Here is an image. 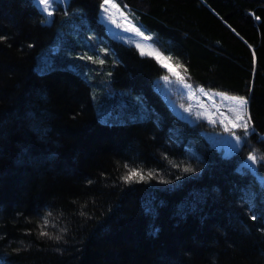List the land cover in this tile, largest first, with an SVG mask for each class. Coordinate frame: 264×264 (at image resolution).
Instances as JSON below:
<instances>
[{
  "label": "trees",
  "instance_id": "trees-1",
  "mask_svg": "<svg viewBox=\"0 0 264 264\" xmlns=\"http://www.w3.org/2000/svg\"><path fill=\"white\" fill-rule=\"evenodd\" d=\"M118 1L194 83L249 98V135L230 155L202 138L84 7L43 23L0 0V264H264V186L239 166L264 156V0Z\"/></svg>",
  "mask_w": 264,
  "mask_h": 264
},
{
  "label": "rangeland",
  "instance_id": "rangeland-1",
  "mask_svg": "<svg viewBox=\"0 0 264 264\" xmlns=\"http://www.w3.org/2000/svg\"><path fill=\"white\" fill-rule=\"evenodd\" d=\"M101 2L102 0H60V2L55 5V7H57L59 4L64 5L66 8L81 6L85 8L86 12H89L90 14L94 13L96 16H98V18H100L101 10L99 5ZM115 2L118 3L121 9L124 8L118 0H115ZM39 7L41 8L42 6L39 5ZM126 12L129 13L127 9ZM113 13H115V9H113ZM52 17L50 18V22L52 21ZM45 19H47V17H45ZM114 19H116V23H112L106 17L104 20H100L105 23L107 30L116 38L133 45L136 49V45L140 44L145 49V51H149V45H151L162 54L161 59L163 63L168 65V69L162 67L161 64L155 59V61L164 70L163 75L156 80V88L160 91L171 110L180 119H185L189 121V123L193 124L190 125L191 127H195L198 130L201 129L204 133L202 138L205 137V140L210 142V144L223 149V152L226 155L238 152L239 147L242 145H240L238 148L235 147V137L232 136L230 131L225 129V125H227L228 128H231L232 114L230 113L229 109L233 107V102L226 99L225 97L237 95L227 94L221 91L208 90L194 83L182 72V68L179 64L172 61L171 58L166 59V57L169 56L163 52L160 45H158L154 40L153 35L148 33L141 25H139L131 17V15H128V20H130L131 23L136 27L140 28V30L144 32L145 36L150 37V39L145 40L143 37L137 36L134 32L125 31V28L128 27V24L123 21L120 16L114 15ZM117 25L121 26L118 27ZM137 50L139 51V49ZM46 56L47 55L39 56V60L44 62L47 59ZM165 77H167V79H165ZM188 85L191 87H188ZM200 89H203V91H200ZM99 115L102 119H107V116H109L111 119H118L117 117H113L110 114L107 115L106 112L100 113ZM233 131L237 136L242 137L244 134L242 129H233ZM174 135L177 137V134ZM260 137L264 141V135L260 134ZM190 146V144H187L186 148ZM187 151L189 152L190 150L188 149ZM252 153L255 152H247L244 160L241 161L239 166L240 168L245 165L248 166L251 171L257 174L260 182L264 186V172L259 171V163L253 165L247 159ZM255 154L259 159L258 153Z\"/></svg>",
  "mask_w": 264,
  "mask_h": 264
},
{
  "label": "snow or ice",
  "instance_id": "snow-or-ice-1",
  "mask_svg": "<svg viewBox=\"0 0 264 264\" xmlns=\"http://www.w3.org/2000/svg\"><path fill=\"white\" fill-rule=\"evenodd\" d=\"M37 4L42 6L41 12L45 14L47 19L42 21L43 23H49L50 18L54 15L55 12V5H57L60 0H36ZM122 2V0H121ZM100 7V19L104 20L105 17L110 20L112 23H116V19H114V15L120 16L123 21H125L128 24V27L125 28V31H131L134 32L137 36L143 37L145 40L150 39V37L145 36L144 32L140 30V28L136 27L134 24L131 23L130 20H128V15L130 13L126 12L127 5L124 6L123 9H121L118 5V3L115 2V0H102ZM113 9H115V13H113ZM256 19H260L257 17ZM118 27L121 25H117ZM6 36H0V41L6 40ZM137 49L140 51L141 56H149L157 60L158 63L161 64L162 67L168 69V65L163 63L161 56L162 54L153 48L151 45H149V51H145V49L140 45H136ZM82 59L86 58L88 60H93V57L87 56V57H81ZM166 59H170V57H166ZM99 63L103 64L104 60H99ZM170 71V69H169ZM167 79V77H165ZM188 87H191L188 85ZM200 91H203V89H200ZM226 99L233 102V107L229 109L230 113L232 114V121H231V128H228L227 125H225V129L227 131H230L232 133V136L235 137L234 146L239 147L241 144L244 143V140L241 136H237L236 133L233 131V129H242L244 136L247 137L249 135V129L252 123L251 115L249 112V98L246 96H226ZM215 122V121H213ZM254 131V129H252ZM248 161H250L253 165L259 163L260 161H264V156H260L259 159L255 153H252L248 156ZM184 172H193L194 169L191 167H185L183 169ZM153 172L149 171L147 175H143L141 172L136 171L135 169H132L129 171L128 174L122 177V179L126 183H132L135 182H143L147 179H150L153 177ZM91 183V181H89ZM252 219L255 220L256 216L253 215ZM42 235H48V233L43 232ZM56 239H60V237H56Z\"/></svg>",
  "mask_w": 264,
  "mask_h": 264
}]
</instances>
